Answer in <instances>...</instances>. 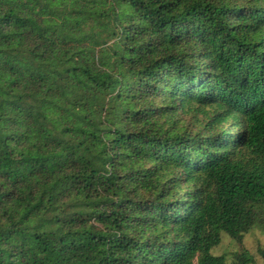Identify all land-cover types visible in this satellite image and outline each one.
I'll return each mask as SVG.
<instances>
[{
	"label": "trees",
	"instance_id": "trees-1",
	"mask_svg": "<svg viewBox=\"0 0 264 264\" xmlns=\"http://www.w3.org/2000/svg\"><path fill=\"white\" fill-rule=\"evenodd\" d=\"M255 228L264 0H0V264H229Z\"/></svg>",
	"mask_w": 264,
	"mask_h": 264
},
{
	"label": "rangeland",
	"instance_id": "rangeland-1",
	"mask_svg": "<svg viewBox=\"0 0 264 264\" xmlns=\"http://www.w3.org/2000/svg\"><path fill=\"white\" fill-rule=\"evenodd\" d=\"M262 251H264V232L255 228L245 234L241 242L223 234L221 243L213 250V253L224 255L229 264L239 261V257L244 254L253 258L256 264H263Z\"/></svg>",
	"mask_w": 264,
	"mask_h": 264
}]
</instances>
